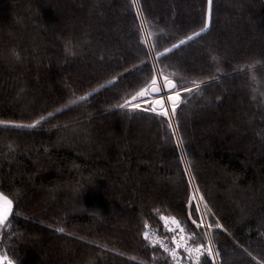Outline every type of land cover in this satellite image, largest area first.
<instances>
[{
    "label": "trees",
    "instance_id": "16d2710c",
    "mask_svg": "<svg viewBox=\"0 0 264 264\" xmlns=\"http://www.w3.org/2000/svg\"><path fill=\"white\" fill-rule=\"evenodd\" d=\"M156 70L204 81L171 128L116 106ZM41 116L0 125L3 264H170L144 237L166 218L204 251L192 184L218 264H264V0H0V121Z\"/></svg>",
    "mask_w": 264,
    "mask_h": 264
},
{
    "label": "snow or ice",
    "instance_id": "6c2138e0",
    "mask_svg": "<svg viewBox=\"0 0 264 264\" xmlns=\"http://www.w3.org/2000/svg\"><path fill=\"white\" fill-rule=\"evenodd\" d=\"M137 2H138V0H133V6H135L137 4ZM208 3H209V8H211L212 0H208ZM143 23H146V21H142V24ZM207 30H208V25L205 24L203 27L200 28L199 31L193 33L192 35H189L186 39L180 40L178 45H173V48L179 47L180 45H183V44L187 43L188 41L193 40L195 37H199L202 33L206 32ZM171 50L172 49H167L166 51H171ZM67 51L69 52V54H74V53H71V50L70 49H67ZM16 58L19 59V54H16ZM212 59L213 60H216L217 57H212ZM248 67L251 68L252 66L250 65ZM170 75L175 76L176 74L175 73H171ZM108 83L111 84L112 81H109ZM203 83H204V81H192L191 84L193 85V87H186L184 85L183 78H181L179 87H177V85L173 84L172 85V88L177 91V100H178L179 99V91L181 89H183L184 91H187V92H192L193 90H197L198 91L200 89V87H201V84H203ZM151 84L152 85H155L156 84L155 77L152 78ZM150 86L151 85H149V87ZM104 87H106V85H100L99 88L94 89L93 91H99L100 88H104ZM157 91H159V89H157ZM90 95H91V92L86 93L85 95H81V96L75 97V99H72V100H70L68 102V105H75V104H77L79 102L86 101ZM136 95L137 96H142V95H144V92L141 91V92L137 93ZM162 96L168 98V93L167 92H163L162 93ZM135 99H136V96H133L132 97V100H135ZM130 104H131V101L125 99L123 103H120V104H118L116 106L119 107V108H121V109H124V108H128L130 106ZM161 104H163V100H161ZM68 105H65L64 107H68ZM134 107H137L138 108L139 107V104L135 105ZM176 107H177V105L175 103H173V105H172V115L173 116H175ZM62 110L63 109H57L56 111H62ZM148 111H153V110L152 109H149ZM157 114L158 115H163L165 117L168 116V112L167 111H163V112H160V113H157ZM52 115H53V113H48V117H50ZM48 117L41 116L39 119L35 120L31 124H11L10 125L8 122L0 121V125L5 126V127L11 126V127L35 128L36 126L40 125L43 121L47 120ZM167 126L170 127V128L173 127V124H172V121L171 120L168 121ZM202 199H203V197H201V200ZM0 201H3V203L5 205L4 217L6 218L7 215L11 212V209H12V201L10 199H8L7 196H4L3 194H0ZM205 208L207 209V205L206 204H205ZM197 211H199V209H197ZM207 211L209 213L211 212L210 209H207ZM161 219H163V217H161ZM193 223H195V221H193ZM202 223H203V221H201V224ZM215 227L216 228H219L220 227V225H219L218 222L215 224ZM208 228H209V230H211L213 228V225L212 224H208ZM56 230L58 232H61V233H63L65 231L64 228H62V227L61 228H58ZM144 237H145V239H148V233L147 232L144 233ZM168 250L169 249L167 247H165V251H168ZM186 251H187V249H186ZM196 251L199 252V251H201V249L198 248ZM204 251L207 252L208 256H213L214 255L213 245H212L211 239H209V241H208V247L206 249H204ZM172 255L174 257L176 255V253H175L174 250L172 252ZM8 264H11V261H9Z\"/></svg>",
    "mask_w": 264,
    "mask_h": 264
},
{
    "label": "built area",
    "instance_id": "2783aa9c",
    "mask_svg": "<svg viewBox=\"0 0 264 264\" xmlns=\"http://www.w3.org/2000/svg\"><path fill=\"white\" fill-rule=\"evenodd\" d=\"M194 199L199 209V207H201L200 196L196 198L194 197ZM201 211L202 208L199 209V212ZM200 215L202 217L203 223L201 224V222L200 223L195 222L193 224L195 227H201L203 229L205 236V247L207 248L208 241L209 239H211L210 230L207 227V223L204 221L203 213L202 214L200 213ZM145 232L148 233V240L157 247H159L164 253L168 255L170 264H196L200 259L202 253L204 252L201 247L192 244L187 239L184 230L177 223H175L174 221L168 218L165 219L164 227L161 232L149 226L146 228ZM165 247H167L169 250L165 251ZM198 248L201 249V251L199 252L196 251ZM173 250L176 253L175 257L172 255ZM213 251H214V255L208 257L212 259L214 264H217V256L214 250V246H213Z\"/></svg>",
    "mask_w": 264,
    "mask_h": 264
},
{
    "label": "rangeland",
    "instance_id": "374dc122",
    "mask_svg": "<svg viewBox=\"0 0 264 264\" xmlns=\"http://www.w3.org/2000/svg\"><path fill=\"white\" fill-rule=\"evenodd\" d=\"M160 76V75H159ZM156 84L151 85L149 88H147V96L142 98L139 101H133L131 103L136 104L139 103L145 104L149 103L151 107L158 108V110L162 111H167V106H169L171 112H172V105L173 103L177 104V91L172 88L173 82L171 79H164L162 80L161 77L159 79L156 77ZM159 89V91H157ZM162 92H167L168 93V98L162 96ZM161 100H163V104H161ZM170 117V116H168ZM192 184V192H191V199L195 202L194 197L196 198L197 195H194L193 193V188H195ZM196 203V202H195ZM201 207H199L200 209ZM4 211H5V205L3 201H0V221H3L4 217ZM202 214V211L200 212ZM201 217V215H200ZM204 218V216H203ZM202 221V217H201ZM205 221V219H204ZM206 222V221H205ZM206 227V226H205ZM208 227V225H207ZM4 262V256L0 254V264H3ZM217 264H218V258H217Z\"/></svg>",
    "mask_w": 264,
    "mask_h": 264
},
{
    "label": "bare ground",
    "instance_id": "6f19581e",
    "mask_svg": "<svg viewBox=\"0 0 264 264\" xmlns=\"http://www.w3.org/2000/svg\"><path fill=\"white\" fill-rule=\"evenodd\" d=\"M156 77L159 79V72L156 70ZM163 93V92H162ZM167 112H168V116H171L172 115V112H171V110H170V108H169V106H167Z\"/></svg>",
    "mask_w": 264,
    "mask_h": 264
},
{
    "label": "water",
    "instance_id": "95a60500",
    "mask_svg": "<svg viewBox=\"0 0 264 264\" xmlns=\"http://www.w3.org/2000/svg\"><path fill=\"white\" fill-rule=\"evenodd\" d=\"M169 120H171L173 122V117L172 115L169 117ZM173 124V123H172ZM194 186V185H193Z\"/></svg>",
    "mask_w": 264,
    "mask_h": 264
}]
</instances>
